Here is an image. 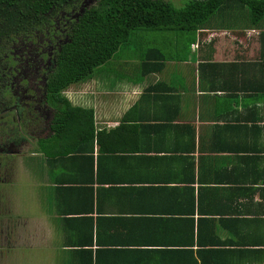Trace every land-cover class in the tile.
Returning a JSON list of instances; mask_svg holds the SVG:
<instances>
[{
	"label": "crops",
	"instance_id": "crops-1",
	"mask_svg": "<svg viewBox=\"0 0 264 264\" xmlns=\"http://www.w3.org/2000/svg\"><path fill=\"white\" fill-rule=\"evenodd\" d=\"M233 6L192 34L190 59L171 42L167 60H113L68 88L88 118L35 116L17 233L33 259L264 264V18Z\"/></svg>",
	"mask_w": 264,
	"mask_h": 264
},
{
	"label": "trees",
	"instance_id": "trees-1",
	"mask_svg": "<svg viewBox=\"0 0 264 264\" xmlns=\"http://www.w3.org/2000/svg\"><path fill=\"white\" fill-rule=\"evenodd\" d=\"M233 4L249 26L264 18V0H187L180 7L163 0H0V122L11 107L19 115L24 111L9 80L24 44L40 39L50 46L49 54L42 53L49 62L42 70L43 104L56 111L53 125L63 128L91 115L66 99L68 88L90 80L122 54L123 59L167 60L164 51L171 42L177 60L190 59L192 34L212 23L223 27Z\"/></svg>",
	"mask_w": 264,
	"mask_h": 264
},
{
	"label": "rangeland",
	"instance_id": "rangeland-1",
	"mask_svg": "<svg viewBox=\"0 0 264 264\" xmlns=\"http://www.w3.org/2000/svg\"><path fill=\"white\" fill-rule=\"evenodd\" d=\"M163 1L180 7L187 0ZM59 40L60 38L57 39ZM42 53L49 54L50 46H44L40 39L38 43H28L19 47L15 56L16 64L12 67L14 72L9 75L12 93L17 97L19 107L25 108V111L18 116L14 108H10L7 113L13 111V115L4 117L0 122V264H42L43 262L47 264L46 260L37 262V259L32 258L37 256V252L32 250L29 244L22 246L21 243H17V233L21 232L23 223H26L23 217L20 221L19 216L28 214L31 208V198L28 199V196L32 191L31 180H25L30 174L21 170L27 165L25 157L32 153L31 134L35 133L36 124L33 123L35 116L39 114L42 117L43 111L47 109L43 104L42 70L49 62L43 58ZM119 58L123 59V54ZM42 118L37 119L41 126L47 121V118L41 121ZM22 206L25 208L20 211L19 207ZM9 228L13 229V233L7 235ZM7 241L13 243L7 244ZM7 252L11 254L10 259L5 256L9 255Z\"/></svg>",
	"mask_w": 264,
	"mask_h": 264
},
{
	"label": "flooded vegetation",
	"instance_id": "flooded-vegetation-1",
	"mask_svg": "<svg viewBox=\"0 0 264 264\" xmlns=\"http://www.w3.org/2000/svg\"><path fill=\"white\" fill-rule=\"evenodd\" d=\"M13 96H15V95L13 94ZM15 97H16V96H15ZM11 108H14V107H11ZM9 110H10V108H9L8 110H6V112L9 111ZM13 110L16 111L15 108H14ZM24 111H25V108H24ZM24 111L22 110V113H23ZM12 112H13V111H12ZM12 112L7 113V114H8V115H13L14 112H13V113H12ZM18 116H20V115H18ZM8 210H9V208H8ZM3 216H4V215H3ZM3 216H2V217H3ZM5 216H6V215H5ZM9 233H13V229H12V228H9V229L7 230V235H8ZM7 237H8V236H7Z\"/></svg>",
	"mask_w": 264,
	"mask_h": 264
}]
</instances>
